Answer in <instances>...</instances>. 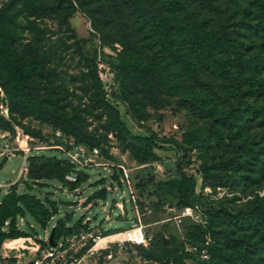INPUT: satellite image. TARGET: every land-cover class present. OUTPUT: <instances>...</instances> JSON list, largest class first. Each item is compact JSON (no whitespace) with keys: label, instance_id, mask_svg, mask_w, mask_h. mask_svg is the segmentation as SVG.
<instances>
[{"label":"rangeland","instance_id":"374dc122","mask_svg":"<svg viewBox=\"0 0 264 264\" xmlns=\"http://www.w3.org/2000/svg\"><path fill=\"white\" fill-rule=\"evenodd\" d=\"M251 1L210 0L209 8L194 0L133 3L136 9L179 19L189 11L213 28L226 24L232 36L249 44L244 51L251 54L264 44V27ZM0 9L8 32L0 56L24 70L23 76L28 74L12 102L0 86V149L5 143L18 148L13 156L0 155V182H15L20 167L27 166L21 148H29L27 156L54 155L68 162L59 146L81 145L96 149L94 160L100 163L72 172L86 178L77 191L54 179L34 184L24 175L15 182L18 193L47 203L53 217L41 224L27 211L17 216L18 230L30 238L4 239L2 251L11 245L34 248L31 238L41 242L45 231L50 233L64 217L69 218L64 225L70 227L88 215L89 225L107 233L103 236L129 228L136 219L127 201V185L121 182L127 178L148 238L146 247L140 245L148 253L140 256L149 264L228 262L232 250L224 247L220 229L234 236L250 234L255 242L252 255L264 256V115H257L264 112V87L259 95L237 97L226 80L193 54L186 57L189 65L179 63L164 48L152 23L124 0H0ZM183 51L178 47L179 53ZM33 62L38 63L36 70ZM131 69L143 70L147 77H138ZM195 99L218 110L238 104L249 108L248 144L231 152L215 147L208 116L192 109ZM106 104L117 110L123 130H116L108 119ZM135 137L151 139V155L138 149L142 141ZM235 155L258 168L256 183H238L241 171L223 175L225 166L216 162ZM181 178L193 183L191 197L179 201L173 195H155L157 181ZM220 178L229 184L222 185ZM106 184H118L119 189L111 192ZM102 188L103 197L88 199L93 201L90 212L76 204L77 192L87 199ZM8 191L0 188V201ZM114 201L122 202L124 215ZM102 204L112 208L108 219ZM210 210H221L223 219L211 220ZM238 213L253 215V221L243 223ZM135 246L126 247L130 258L139 255Z\"/></svg>","mask_w":264,"mask_h":264},{"label":"trees","instance_id":"16d2710c","mask_svg":"<svg viewBox=\"0 0 264 264\" xmlns=\"http://www.w3.org/2000/svg\"><path fill=\"white\" fill-rule=\"evenodd\" d=\"M104 1V0H97ZM130 10L136 11L139 15L148 19L154 26L164 48L173 55L179 63L189 65L191 62L187 59L188 54H193L202 65L209 71L214 72L222 79L226 80L229 86L232 87L237 97L243 95H259L262 87H264V44H260L258 50H254L251 54H247L249 44L236 36H232L227 31L226 24L220 25L218 28L207 26L206 19L193 16L192 12L186 11L184 16L179 19L175 16L162 15L153 11L143 9H136V4L133 0H124ZM203 7H210V0H194ZM80 3L81 0H75ZM256 3L258 12V20L261 27H264V2L262 0H252ZM5 15L0 9V53L4 50V40L8 35L5 27ZM178 47L184 49L183 53L178 52ZM229 51H232L229 53ZM37 62L31 64V68L36 70ZM30 68V69H31ZM32 70V71H34ZM130 73L146 78L147 74L143 70L131 69ZM24 70L10 65L7 60L0 56V86L2 87L9 100L12 102L19 91L22 90V83L26 81ZM192 109L201 113H206L208 116V127L213 135L215 147L223 149L226 152H231L234 149L247 145V131L249 128V121L251 113L249 108L240 104L229 106L226 110H218L215 107H206L204 99H195L192 104ZM105 114L110 119L116 130H123V124L118 118V113L115 108L110 105H105ZM264 115V112L258 111V114ZM223 128L228 129L230 134H223ZM142 144L138 149L143 151L146 155H151V139L148 137L138 138ZM242 139V142L237 140ZM27 172L26 176L32 183H42L45 179H54L62 184L68 185L69 188L75 189L79 184L86 180L81 176H77L73 182L65 180V176L75 171L72 164L65 160H60L56 156L44 154H31L27 156ZM216 163H222L224 167V174L226 175L230 170L233 172L241 171V174L236 175L238 183L248 185L254 184L258 180V168L249 166V160L241 159L240 156H234L226 160H219ZM262 174V165L259 166ZM257 170V171H256ZM213 176V175H212ZM221 180L223 178H220ZM101 181V180H100ZM188 178L159 180L155 184V195L162 198L167 195H173L179 201H184L193 195V183L189 184ZM222 185H228V179L224 178L220 181ZM12 184L9 191L0 201V244L4 239H16L19 237H27L29 235L23 234L17 228V216L27 211L31 216L38 220L41 224H45L51 214L48 210L47 203L40 201L36 196L28 193H18L16 187ZM13 186V187H12ZM105 189L102 188L94 192L88 199L95 197H103ZM54 204H51L53 206ZM223 213H227L223 210ZM210 218L213 221L223 219L221 210H210ZM248 214V213H247ZM247 214H237L243 223H250L254 216ZM68 217L59 219L54 225V238H58L63 234H69L74 231L81 223L79 220L73 226L66 227L64 224L68 222ZM258 218L255 217V221ZM127 230H120L124 232ZM222 236V243L228 250H232V257L228 262H221L215 260L209 264H264V256L252 255V247L254 246L253 237L250 234H242L234 236L233 232L227 230H219ZM107 234V233H104ZM161 244L163 240L161 239ZM135 247L139 250V255L146 252L148 248L140 245ZM146 255V254H145ZM143 258H145L143 256ZM148 259V258H145ZM157 260V259H155Z\"/></svg>","mask_w":264,"mask_h":264},{"label":"built area","instance_id":"2783aa9c","mask_svg":"<svg viewBox=\"0 0 264 264\" xmlns=\"http://www.w3.org/2000/svg\"><path fill=\"white\" fill-rule=\"evenodd\" d=\"M59 148L66 152L68 162L72 164L75 169L77 167L100 165V163L94 160L97 156L96 149H92L91 151L86 150L85 147L81 145H73L71 148L65 149L59 146ZM21 149L25 162L29 148ZM17 150L18 148L9 146V143H5L0 149V155H6L7 157L13 156ZM26 172L27 168L25 164H23L18 171L17 180L15 182L26 175ZM65 179L73 182L76 180V177L70 172L65 176ZM15 182H0V188H9ZM121 182H125L127 185L129 193L127 201L131 203L132 212L136 219L129 228L124 230L132 229L136 232V238L115 240L107 242L105 246H96L97 240L103 236L104 233L101 232L99 227H91L89 225L91 218L87 215L81 220L80 225L76 227L73 232L54 238V246L49 244L48 239L50 233L48 230L45 231L41 242L31 238L36 245L34 248L22 245H11L6 251H2V241L0 244V264H109L110 262H114L115 264H149L148 260L142 259L140 255H135L130 258L126 249L127 245L130 247H134L135 245L146 247L148 245V238L145 234L144 225L139 218V209L132 185L127 178L121 179ZM104 187L111 192L119 189L118 184L112 187L106 184ZM74 190L77 191V187ZM77 194L76 204L84 208L87 212H90L93 201H88L86 198L80 197L78 192ZM113 206L120 210L121 215H124L121 201H114ZM101 207L102 211L107 213L105 218L108 219L112 208L108 209L105 204H102ZM52 217L53 216H51V218ZM192 249L196 250L197 245H193ZM29 252H33L34 256L32 258L29 257ZM126 253L127 256H125ZM118 260L122 261L119 262ZM152 264L157 263L154 261Z\"/></svg>","mask_w":264,"mask_h":264},{"label":"bare ground","instance_id":"6f19581e","mask_svg":"<svg viewBox=\"0 0 264 264\" xmlns=\"http://www.w3.org/2000/svg\"><path fill=\"white\" fill-rule=\"evenodd\" d=\"M136 238V232L132 229H129L124 232L112 233L110 235L101 236L96 243V246H105L107 242L115 240H125V239H134Z\"/></svg>","mask_w":264,"mask_h":264},{"label":"water","instance_id":"95a60500","mask_svg":"<svg viewBox=\"0 0 264 264\" xmlns=\"http://www.w3.org/2000/svg\"><path fill=\"white\" fill-rule=\"evenodd\" d=\"M49 244L54 246L55 245V242H54V228H52V230L50 231V234H49Z\"/></svg>","mask_w":264,"mask_h":264}]
</instances>
